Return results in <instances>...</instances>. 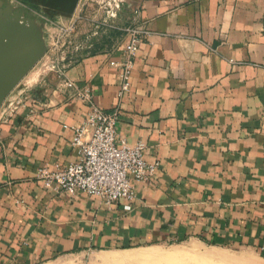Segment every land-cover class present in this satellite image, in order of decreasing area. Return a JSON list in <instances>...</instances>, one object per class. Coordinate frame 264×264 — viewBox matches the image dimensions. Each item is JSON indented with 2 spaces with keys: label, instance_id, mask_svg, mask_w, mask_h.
I'll return each instance as SVG.
<instances>
[{
  "label": "crops",
  "instance_id": "0c3cea01",
  "mask_svg": "<svg viewBox=\"0 0 264 264\" xmlns=\"http://www.w3.org/2000/svg\"><path fill=\"white\" fill-rule=\"evenodd\" d=\"M12 3L0 0V264H158L147 255L182 244L264 253V0H137L132 19L150 32L121 100L124 47L83 58L41 94ZM87 87L102 107L120 104L119 136L160 162L135 183L131 211L38 176L77 158Z\"/></svg>",
  "mask_w": 264,
  "mask_h": 264
},
{
  "label": "rangeland",
  "instance_id": "374dc122",
  "mask_svg": "<svg viewBox=\"0 0 264 264\" xmlns=\"http://www.w3.org/2000/svg\"><path fill=\"white\" fill-rule=\"evenodd\" d=\"M12 2L23 15L22 44L31 43L33 47L35 43L37 47L33 68L44 77L45 81L38 85L44 94L46 90H59L66 70L83 58L112 53L126 45L137 0ZM169 249L187 250L183 259L188 264H264V253L245 247L201 248L182 244ZM204 254L210 255L209 259L202 258L200 262L197 258Z\"/></svg>",
  "mask_w": 264,
  "mask_h": 264
},
{
  "label": "built area",
  "instance_id": "2783aa9c",
  "mask_svg": "<svg viewBox=\"0 0 264 264\" xmlns=\"http://www.w3.org/2000/svg\"><path fill=\"white\" fill-rule=\"evenodd\" d=\"M149 32L147 21L137 13L129 27L124 57L119 63L120 100L131 90L137 52ZM64 83L77 86L71 79H65ZM77 94L87 98L90 104L84 121L73 127L72 144L77 158L55 168L42 165L38 176L46 186H56L71 196L88 193L100 198L108 207L126 200L124 209L131 211L137 198L135 183L155 176L160 162L147 159L144 141L131 143L119 136L120 104L112 109L102 107L94 101L90 87L77 90Z\"/></svg>",
  "mask_w": 264,
  "mask_h": 264
},
{
  "label": "bare ground",
  "instance_id": "6f19581e",
  "mask_svg": "<svg viewBox=\"0 0 264 264\" xmlns=\"http://www.w3.org/2000/svg\"><path fill=\"white\" fill-rule=\"evenodd\" d=\"M186 252H188L187 250H175V252L172 253H166V254H152V255H147L148 257H150V259H154L158 264H188L187 260L184 261V257L187 256L188 254H186ZM131 255V254H130ZM213 255V254H212ZM210 255H205L197 258L200 260V262H202V258L206 259L208 258ZM184 258V259H183ZM211 258V257H210ZM148 259V258H147ZM209 259V258H208ZM211 260V259H210ZM184 261V263H183ZM187 261V262H186ZM206 261V260H205ZM209 261V260H208ZM213 261V260H212ZM211 261V262H212ZM150 262V261H148ZM204 262V261H203ZM192 263V262H191ZM198 263V262H197ZM194 264V263H193ZM209 264V263H208ZM212 264V263H211Z\"/></svg>",
  "mask_w": 264,
  "mask_h": 264
}]
</instances>
